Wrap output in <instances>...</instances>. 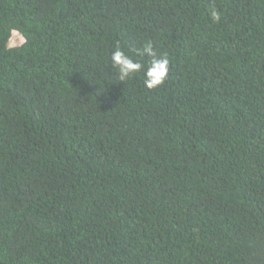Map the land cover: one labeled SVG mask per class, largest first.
Instances as JSON below:
<instances>
[{
	"label": "trees",
	"instance_id": "16d2710c",
	"mask_svg": "<svg viewBox=\"0 0 264 264\" xmlns=\"http://www.w3.org/2000/svg\"><path fill=\"white\" fill-rule=\"evenodd\" d=\"M0 264H264V0H0Z\"/></svg>",
	"mask_w": 264,
	"mask_h": 264
},
{
	"label": "clouds",
	"instance_id": "9594fccd",
	"mask_svg": "<svg viewBox=\"0 0 264 264\" xmlns=\"http://www.w3.org/2000/svg\"><path fill=\"white\" fill-rule=\"evenodd\" d=\"M210 16L213 21H219L220 19V14L215 8L210 9ZM145 54L153 57V59L144 72V84L149 89L159 88L167 79L170 61L166 55L157 58L151 42H146L139 52L141 57ZM111 65L116 69L117 79L122 82L129 79L133 74L139 73L143 67L140 62L126 54L119 43L116 44L115 51L112 52Z\"/></svg>",
	"mask_w": 264,
	"mask_h": 264
},
{
	"label": "rangeland",
	"instance_id": "374dc122",
	"mask_svg": "<svg viewBox=\"0 0 264 264\" xmlns=\"http://www.w3.org/2000/svg\"><path fill=\"white\" fill-rule=\"evenodd\" d=\"M23 41H24L23 35L19 31L15 30L13 32L11 39H10L9 45L10 46H16V45L21 44Z\"/></svg>",
	"mask_w": 264,
	"mask_h": 264
}]
</instances>
